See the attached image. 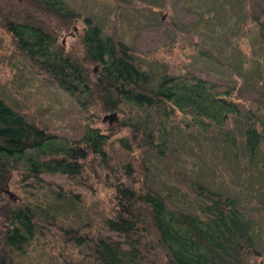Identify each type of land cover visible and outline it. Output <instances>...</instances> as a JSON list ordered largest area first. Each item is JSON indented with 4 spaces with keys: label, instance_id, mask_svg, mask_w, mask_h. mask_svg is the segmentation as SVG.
Returning <instances> with one entry per match:
<instances>
[{
    "label": "trees",
    "instance_id": "16d2710c",
    "mask_svg": "<svg viewBox=\"0 0 264 264\" xmlns=\"http://www.w3.org/2000/svg\"><path fill=\"white\" fill-rule=\"evenodd\" d=\"M244 2V22L256 23L264 43V0ZM80 16L65 0H0V26L17 51L78 106L95 105L100 119L115 113V120L122 104L158 109L161 120L178 113L186 125L224 126L238 113L233 86L197 74L155 76L140 66L126 42L104 33L90 17H84L86 27L66 49L59 36ZM92 115L77 123L78 136H67L31 122L0 96V185L14 176L24 186L39 183L44 172L77 176L93 161L107 166L112 131L95 126ZM118 125H129L132 136L119 138L127 159L120 165L122 176L111 183L103 224L96 231L57 226L64 241L94 264H264L252 220L235 197L195 180L191 198L178 205L148 180L144 162L134 155L137 125L124 120ZM245 136L251 150L260 142L256 128L247 126ZM153 139L150 130L147 144L161 145ZM0 218V264H13V254L42 227L56 228L25 200L0 202Z\"/></svg>",
    "mask_w": 264,
    "mask_h": 264
},
{
    "label": "rangeland",
    "instance_id": "374dc122",
    "mask_svg": "<svg viewBox=\"0 0 264 264\" xmlns=\"http://www.w3.org/2000/svg\"><path fill=\"white\" fill-rule=\"evenodd\" d=\"M65 1L81 12L59 36L66 49L86 27L84 17H90L104 33L126 42L140 66L155 76L197 74L233 86L231 98L239 111L224 126L186 125L178 113L161 120L160 110L129 104H122L115 120L100 119L90 101L85 110L39 74L0 26V96L7 103L31 122L67 136H78L77 123L90 113L95 126L112 131L107 166L93 161L77 176L44 172L39 183L24 186L14 176L2 185L6 190H0V202L25 200L37 216L56 226L35 233L22 252L13 254V264H94L61 238L57 226L94 231L102 226L111 183L122 176L120 165L127 159L119 138L132 136L129 125H118L120 120L137 125L133 152L144 162L150 182L178 205L191 198L195 180L235 197L264 251V43L256 23L244 22V0ZM247 126L261 135L253 150L246 143ZM150 130L160 146L147 144Z\"/></svg>",
    "mask_w": 264,
    "mask_h": 264
},
{
    "label": "water",
    "instance_id": "95a60500",
    "mask_svg": "<svg viewBox=\"0 0 264 264\" xmlns=\"http://www.w3.org/2000/svg\"><path fill=\"white\" fill-rule=\"evenodd\" d=\"M106 116L109 117V118H111V117H114V116H115V113L105 115L104 118H105ZM2 189H3V190H6V188L3 187V186L1 185V186H0V190H2Z\"/></svg>",
    "mask_w": 264,
    "mask_h": 264
}]
</instances>
